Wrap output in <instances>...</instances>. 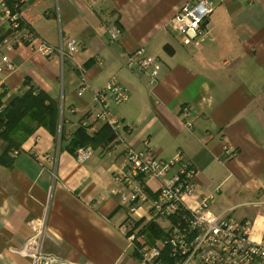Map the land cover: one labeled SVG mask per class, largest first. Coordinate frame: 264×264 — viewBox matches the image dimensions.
Instances as JSON below:
<instances>
[{"label":"crops","instance_id":"0c3cea01","mask_svg":"<svg viewBox=\"0 0 264 264\" xmlns=\"http://www.w3.org/2000/svg\"><path fill=\"white\" fill-rule=\"evenodd\" d=\"M15 1L35 42L65 55L45 57L10 36L0 42L2 107L29 90L43 91L60 115L55 135L37 127L15 151H5L0 139V264H34L25 249L33 227L41 228L40 255L51 264H139L119 229L125 211L111 174L126 148L140 150L144 143L161 160L179 154L193 164L196 186L187 205L208 198L211 213L231 211L236 220L253 223V240L261 237L264 0H210L209 39L197 46L185 44L169 24L190 0ZM111 26L121 32L115 43L108 38ZM2 27L0 16V35ZM69 40L77 43L72 53L66 52ZM139 47L158 62L152 84L124 66L125 54ZM80 74L86 86L77 96ZM112 78L128 94L112 107L122 124L110 142L113 154L94 153L78 164L65 146L79 127L92 135L104 125L92 121L93 94ZM184 108L195 118L191 130L181 119Z\"/></svg>","mask_w":264,"mask_h":264},{"label":"built area","instance_id":"2783aa9c","mask_svg":"<svg viewBox=\"0 0 264 264\" xmlns=\"http://www.w3.org/2000/svg\"><path fill=\"white\" fill-rule=\"evenodd\" d=\"M212 12L210 0H190L179 7L169 24L185 44L197 46L209 39L205 23ZM0 16L5 27L13 31L10 35L13 43L24 45L45 57L58 54L62 58L65 55L61 49L42 41L35 42V35L27 29L19 30L17 21L21 17L18 13L10 16L2 0ZM107 33L110 43L117 42L121 34L116 26H111ZM76 48L74 40L66 43L67 53L74 52ZM2 61L7 69L12 70L6 57ZM124 66L132 73L145 76L149 84L158 77V62L147 57L143 47L125 54ZM80 76L82 79L83 76ZM85 86L82 79L77 96L81 95ZM93 99L97 112L92 121L107 125L117 140L122 124L111 111L113 106L127 101L126 89L112 78L93 94ZM181 119L188 130L193 128L195 118L188 108L182 110ZM88 132L93 133L89 128ZM112 147L113 144L109 143L98 151L89 146L78 148L74 160L82 164L94 153L109 158L113 154ZM234 153L228 149L225 154L233 156ZM196 177L193 164L179 154L164 161L146 143L140 150L128 147L123 151L120 163L111 174L115 185L112 192L119 197V205L125 211V219L119 229L137 253L139 264H264V231L258 240H253V223L236 220L231 211L211 213L208 198L201 199L193 207L186 204V200L194 194ZM150 181L156 182L155 188H150ZM172 218H175L174 223ZM148 224L162 230L163 237L149 242L146 233ZM33 228L35 234L27 241L25 249L30 250L34 264H51L40 255L41 228Z\"/></svg>","mask_w":264,"mask_h":264},{"label":"trees","instance_id":"16d2710c","mask_svg":"<svg viewBox=\"0 0 264 264\" xmlns=\"http://www.w3.org/2000/svg\"><path fill=\"white\" fill-rule=\"evenodd\" d=\"M2 2L10 16L18 13L20 6L18 1L2 0ZM17 24L19 30L25 28L34 35L29 25L21 18L18 19ZM1 31L0 42L13 32L9 27H2ZM3 96L4 93H0V139L6 144L5 151L17 150L37 127H44L52 135L56 134L57 128L60 127L59 106L46 93L43 91L33 93L29 90L20 96L13 97L4 108L1 103ZM86 130L87 127L81 126L73 133L65 146L69 154L74 156L76 149L85 146L93 149L104 147L115 138L114 133L105 124L92 135H89ZM59 138L62 141V129H60ZM171 222L174 223L175 218H172ZM147 230L149 242L163 237L164 232L156 225L148 224ZM134 255L138 258L135 251Z\"/></svg>","mask_w":264,"mask_h":264},{"label":"water","instance_id":"95a60500","mask_svg":"<svg viewBox=\"0 0 264 264\" xmlns=\"http://www.w3.org/2000/svg\"><path fill=\"white\" fill-rule=\"evenodd\" d=\"M7 28V27H6Z\"/></svg>","mask_w":264,"mask_h":264}]
</instances>
